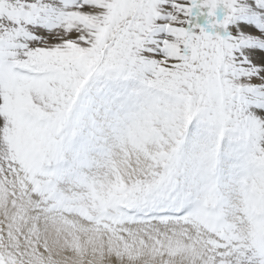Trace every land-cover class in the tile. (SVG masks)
Wrapping results in <instances>:
<instances>
[{
    "label": "snow or ice",
    "instance_id": "obj_1",
    "mask_svg": "<svg viewBox=\"0 0 264 264\" xmlns=\"http://www.w3.org/2000/svg\"><path fill=\"white\" fill-rule=\"evenodd\" d=\"M0 264H264V0H0Z\"/></svg>",
    "mask_w": 264,
    "mask_h": 264
}]
</instances>
